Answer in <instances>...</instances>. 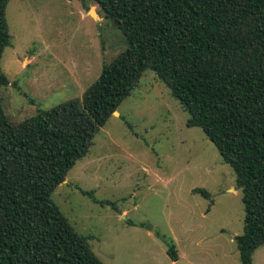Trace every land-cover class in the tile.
I'll return each instance as SVG.
<instances>
[{"label":"trees","instance_id":"trees-1","mask_svg":"<svg viewBox=\"0 0 264 264\" xmlns=\"http://www.w3.org/2000/svg\"><path fill=\"white\" fill-rule=\"evenodd\" d=\"M9 2L0 0V264H105L53 193L148 70L233 167L245 209L235 240L242 264H253L264 245V0H94L127 47L82 97L18 123L2 96L12 83L2 68ZM168 254L178 260L174 243Z\"/></svg>","mask_w":264,"mask_h":264},{"label":"rangeland","instance_id":"rangeland-1","mask_svg":"<svg viewBox=\"0 0 264 264\" xmlns=\"http://www.w3.org/2000/svg\"><path fill=\"white\" fill-rule=\"evenodd\" d=\"M7 19L13 45L2 68L12 83L2 96L16 123L82 97L127 47L94 0H10ZM188 118L166 84L146 71L54 191L105 264H242L235 237L244 231L245 209L236 173ZM199 187L212 198L194 191ZM173 243L176 261L168 254ZM253 264H264V245Z\"/></svg>","mask_w":264,"mask_h":264},{"label":"water","instance_id":"water-1","mask_svg":"<svg viewBox=\"0 0 264 264\" xmlns=\"http://www.w3.org/2000/svg\"><path fill=\"white\" fill-rule=\"evenodd\" d=\"M93 13H95V12H93ZM211 140L213 141V139L211 138Z\"/></svg>","mask_w":264,"mask_h":264}]
</instances>
